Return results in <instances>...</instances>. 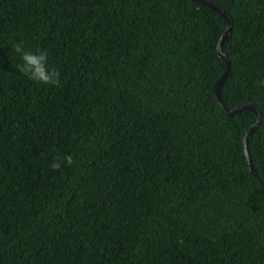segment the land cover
Instances as JSON below:
<instances>
[{"label":"trees","instance_id":"obj_1","mask_svg":"<svg viewBox=\"0 0 264 264\" xmlns=\"http://www.w3.org/2000/svg\"><path fill=\"white\" fill-rule=\"evenodd\" d=\"M203 1L264 180V0ZM226 29L193 0H0V264H264L257 118L214 94Z\"/></svg>","mask_w":264,"mask_h":264},{"label":"clouds","instance_id":"obj_2","mask_svg":"<svg viewBox=\"0 0 264 264\" xmlns=\"http://www.w3.org/2000/svg\"><path fill=\"white\" fill-rule=\"evenodd\" d=\"M14 54L19 57L17 71L29 80L45 85L56 86L59 83V74L48 64L46 52H33L25 50L23 42L16 43L12 49ZM63 163L71 166L73 158L66 155L62 158ZM53 169L61 167L59 160L51 164Z\"/></svg>","mask_w":264,"mask_h":264},{"label":"water","instance_id":"obj_3","mask_svg":"<svg viewBox=\"0 0 264 264\" xmlns=\"http://www.w3.org/2000/svg\"><path fill=\"white\" fill-rule=\"evenodd\" d=\"M195 3L199 4V5H202V6H205V7H208L216 12H218L222 17L223 19L226 21V24H227V29L225 31V33L223 34L222 38H221V41L218 45V54L220 56V58L224 61V63L226 64V71L225 73L222 75V77L217 81L215 87H214V94H215V97L217 99V101L220 103V105L222 106V108L224 109V111L229 115V116H233V115H238L240 114L241 112L243 111H250L252 113H254L256 115V118H257V123L255 125H253L249 130L248 132L246 133V136L244 138V147H245V154H246V157L249 161V166H250V171L252 173V175L254 176V178L259 182L261 183L262 185H264V180H260L257 175H256V172L254 170V167H253V164H252V161L250 159V155H249V152H248V140L249 138L252 136V134L254 133V131L257 129L258 125H259V122H260V112L259 110L257 109V107L254 105V104H251V103H248V104H244V105H241L239 107H237L236 109L234 110H228L225 105L223 104L222 100H221V97H220V88L222 86V84L224 83V81L226 80L228 74H229V71H230V68H231V64H230V61L228 59V57L223 53L222 51V46L224 44V42L226 41V39L229 37L230 33H231V27H232V20L231 18L229 17V15L221 10L220 8L210 4V3H207L203 0H193Z\"/></svg>","mask_w":264,"mask_h":264}]
</instances>
